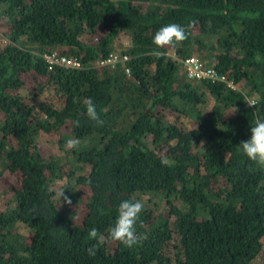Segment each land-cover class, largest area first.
Masks as SVG:
<instances>
[{"label": "trees", "instance_id": "1", "mask_svg": "<svg viewBox=\"0 0 264 264\" xmlns=\"http://www.w3.org/2000/svg\"><path fill=\"white\" fill-rule=\"evenodd\" d=\"M0 204V264H264V0H0Z\"/></svg>", "mask_w": 264, "mask_h": 264}, {"label": "built area", "instance_id": "2", "mask_svg": "<svg viewBox=\"0 0 264 264\" xmlns=\"http://www.w3.org/2000/svg\"><path fill=\"white\" fill-rule=\"evenodd\" d=\"M43 57L49 66L51 65H64L70 67H77L79 65V59L75 56H68L63 53H57L54 50L43 53ZM126 54L117 55L115 53H109L106 56L98 60L99 64L114 63L115 61H125L127 59ZM182 67L185 73L194 79H206L210 82L215 80L224 81L227 85H230V80L223 72L215 69L212 66H205L202 61L194 54L184 56L181 59Z\"/></svg>", "mask_w": 264, "mask_h": 264}, {"label": "rangeland", "instance_id": "3", "mask_svg": "<svg viewBox=\"0 0 264 264\" xmlns=\"http://www.w3.org/2000/svg\"><path fill=\"white\" fill-rule=\"evenodd\" d=\"M193 53H194V55H196L195 52H193ZM196 56H197V55H196ZM233 85H234V84H233L232 82H230V86H233ZM209 100H210V99L207 98V99L204 101V103L206 104V103L209 102V104L211 105L213 100H211V101H209ZM65 129H68V127H65ZM54 137H56L55 134H54ZM45 138H49V136H46ZM45 138H44V140H43V138H42V142L44 143V146H45V147L40 148V151H41V153H42L44 156H46V155L48 154L49 151H50V152H51V151H56L55 147H56V143H57L55 140H52V141L50 140V141H51V142H50V141L46 140ZM49 139H50V138H49ZM48 142H49V143H48ZM8 177H10V175L2 176L1 179L6 181V180L8 179ZM61 181H63V180H62L61 177H60V178L55 179V180H54V183H60ZM0 207L3 208V207H2V204H0ZM19 229H20V231H21L22 233H24V234L27 233V232H26V227H24L23 224H20V225H19Z\"/></svg>", "mask_w": 264, "mask_h": 264}, {"label": "clouds", "instance_id": "4", "mask_svg": "<svg viewBox=\"0 0 264 264\" xmlns=\"http://www.w3.org/2000/svg\"><path fill=\"white\" fill-rule=\"evenodd\" d=\"M113 53H115V54H117V55L126 54V53H124V52H120V53H119V52H117V51H114ZM126 55H127V57L129 58V55H128V54H126ZM101 58H102V57H101ZM99 59H100V58H99ZM99 59H98V60H99ZM98 60L95 61V63H98ZM122 62H124V61H122ZM106 64H107V63H106ZM108 64H110V63H108ZM98 65H101V64L98 63Z\"/></svg>", "mask_w": 264, "mask_h": 264}]
</instances>
